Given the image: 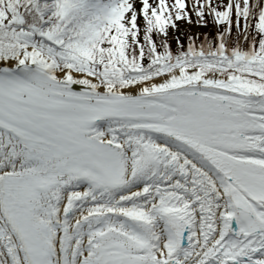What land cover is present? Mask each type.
I'll return each mask as SVG.
<instances>
[{
    "label": "snow or ice",
    "instance_id": "obj_1",
    "mask_svg": "<svg viewBox=\"0 0 264 264\" xmlns=\"http://www.w3.org/2000/svg\"><path fill=\"white\" fill-rule=\"evenodd\" d=\"M0 264H264V0H0Z\"/></svg>",
    "mask_w": 264,
    "mask_h": 264
},
{
    "label": "trees",
    "instance_id": "obj_2",
    "mask_svg": "<svg viewBox=\"0 0 264 264\" xmlns=\"http://www.w3.org/2000/svg\"><path fill=\"white\" fill-rule=\"evenodd\" d=\"M206 20H207V23L209 25L208 29L202 31V32H195V31H191V30H188V29H179V32H177L178 35H180L181 39H183L185 41V43L187 42V36L189 34H195V33H199V39L200 40H203L204 38V34L207 33L208 36L210 38H214L215 37V33H216V30L217 28L219 27L215 21L212 19L211 16H207L206 15ZM171 30V28H170ZM173 32H176V31H173ZM170 35L172 34L171 32L169 33ZM173 47H175V43L173 42Z\"/></svg>",
    "mask_w": 264,
    "mask_h": 264
},
{
    "label": "rangeland",
    "instance_id": "obj_3",
    "mask_svg": "<svg viewBox=\"0 0 264 264\" xmlns=\"http://www.w3.org/2000/svg\"><path fill=\"white\" fill-rule=\"evenodd\" d=\"M186 2L190 5L191 4V0H186ZM139 3V0H137V4ZM195 14L193 13V21H195ZM177 23L179 24L180 28L179 29H188L191 31H195V32H202L206 29H208L209 25L208 24H197L195 22L193 23H189L186 20H179L177 21ZM173 31H176L175 29H171L170 32L173 33Z\"/></svg>",
    "mask_w": 264,
    "mask_h": 264
}]
</instances>
